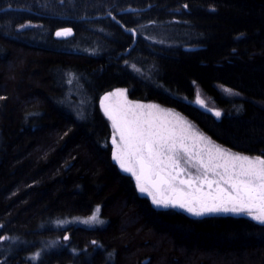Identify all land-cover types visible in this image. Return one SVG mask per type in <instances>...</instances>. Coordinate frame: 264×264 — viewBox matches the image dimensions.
<instances>
[{
    "label": "trees",
    "instance_id": "trees-1",
    "mask_svg": "<svg viewBox=\"0 0 264 264\" xmlns=\"http://www.w3.org/2000/svg\"><path fill=\"white\" fill-rule=\"evenodd\" d=\"M116 88L264 158V0H0V264H264L258 222L138 192L100 108Z\"/></svg>",
    "mask_w": 264,
    "mask_h": 264
},
{
    "label": "snow or ice",
    "instance_id": "snow-or-ice-1",
    "mask_svg": "<svg viewBox=\"0 0 264 264\" xmlns=\"http://www.w3.org/2000/svg\"><path fill=\"white\" fill-rule=\"evenodd\" d=\"M28 26L22 24L20 28ZM71 34V29L56 32L57 37ZM124 95V90H117L103 99ZM160 111L155 105H128L122 110L104 106L105 115L120 137L113 160L135 178L139 192L147 193L158 209L181 208L195 217L245 214L264 226V158L233 154L219 147L209 150L207 158L199 153L194 156L186 141L190 135L204 138L189 134L185 128L177 132L170 121L153 115ZM168 115L163 113L164 117ZM215 115L219 117L221 113L217 111ZM113 143L116 144L115 136ZM192 168L195 174L189 171ZM98 213L99 207L88 222H101Z\"/></svg>",
    "mask_w": 264,
    "mask_h": 264
},
{
    "label": "rangeland",
    "instance_id": "rangeland-1",
    "mask_svg": "<svg viewBox=\"0 0 264 264\" xmlns=\"http://www.w3.org/2000/svg\"><path fill=\"white\" fill-rule=\"evenodd\" d=\"M219 89L228 94V95H236L234 92L232 91H229L228 89L226 88H223V87H220L219 86ZM117 90H124L125 92V95L123 97H120V96H110L109 99L107 101H105L103 98L106 96V95H109L111 93H114L116 92ZM193 103L212 113L215 117H217L215 115V113L218 111L222 114V110L220 108H218L213 102L212 100L203 92L200 90V88L196 87L195 89V97H194V100H193ZM136 104H139V105H155L159 110H161L159 113H156L154 112L153 115H158V116H161L163 119H166L168 121L171 122V125H174L176 127V130L177 132L180 131L181 128H185L187 129L188 133L191 134V133H195L197 134V136H200V137H203L204 139H196V137H193V136H189L188 140L186 141L192 154L195 156L197 153H199L201 156H203L204 158H207L206 157V154L209 150H214L215 147H219V148H222L224 150H227L233 154H239V155H242V156H248L250 158H255L257 156H250V155H246V154H242V153H237V152H234V151H231L227 148H224L222 146H220L219 144L215 143L213 140H211L208 136H206L204 133H202L192 122H190L188 119H186L184 116H182L180 113H178L177 111L173 110V109H170V108H166V107H163V106H160L154 102H143V101H137V100H131L128 98L127 94H126V90L124 88H116L114 90H111L107 93H105L101 99H100V108L103 112V114L105 115L104 113V106L106 105L110 110H122V109H126L128 105H136ZM139 111V110H137ZM145 111H147L145 109ZM163 113H168L170 115H168L167 117H164L163 116ZM106 119L108 120L110 126H111V130H112V138H111V142H112V147H113V152L114 150L116 149V146L118 144H120V137L119 135L116 133V130L113 128L112 126V121L108 119V117L105 115ZM115 136V139H116V144L113 143V137ZM116 162V161H115ZM118 165V164H117ZM119 166V165H118ZM189 171H191L193 174L196 173V169L192 168V169H189ZM133 177V176H132ZM135 181V184H136V180L134 179ZM138 190V189H137ZM184 191H188V189H184ZM204 191H207V188L205 187ZM139 192V190H138ZM140 193V192H139ZM141 195H144L146 196L152 203V199L150 196L147 195V193H140ZM154 207H156L155 205H153ZM189 215H191L190 213L186 212L184 209H181V208H177ZM209 214H228V215H234V216H244V217H247L249 219H251L250 217H248L247 215L245 214H232V213H209ZM79 223H82V224H91L92 222H88L89 218L88 219H82V218H79L77 219Z\"/></svg>",
    "mask_w": 264,
    "mask_h": 264
},
{
    "label": "flooded vegetation",
    "instance_id": "flooded-vegetation-1",
    "mask_svg": "<svg viewBox=\"0 0 264 264\" xmlns=\"http://www.w3.org/2000/svg\"><path fill=\"white\" fill-rule=\"evenodd\" d=\"M121 169V168H120ZM129 175H131L130 173H128ZM132 176V175H131ZM134 178V177H133ZM135 179V178H134Z\"/></svg>",
    "mask_w": 264,
    "mask_h": 264
}]
</instances>
